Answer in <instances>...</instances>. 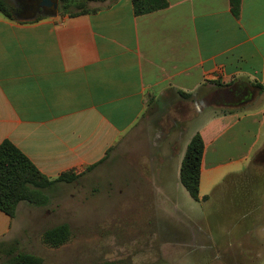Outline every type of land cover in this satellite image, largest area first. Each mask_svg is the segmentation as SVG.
Wrapping results in <instances>:
<instances>
[{
  "label": "crops",
  "instance_id": "obj_1",
  "mask_svg": "<svg viewBox=\"0 0 264 264\" xmlns=\"http://www.w3.org/2000/svg\"><path fill=\"white\" fill-rule=\"evenodd\" d=\"M166 1L145 15L135 14L131 0L97 3L96 12L75 17L60 10L14 20L0 14V144L10 141L48 180L90 177L116 160L119 143L143 116L167 106L170 129L153 139L159 146L144 176L155 197L150 209L160 207L158 196L161 206L177 207L169 186H182L180 166L196 133L204 143L201 200L222 179L257 182L247 200L235 198L237 187L223 190L231 206L249 214L171 222L180 236L171 247L184 253L182 264L210 254L258 264L264 223L258 213L248 216L264 179V0H239L236 12L230 0ZM239 92L247 100L234 101ZM179 100L197 108L186 120L172 110ZM203 117L184 138V123ZM166 144L168 156L160 149ZM16 215L0 211V242L14 238Z\"/></svg>",
  "mask_w": 264,
  "mask_h": 264
},
{
  "label": "rangeland",
  "instance_id": "obj_2",
  "mask_svg": "<svg viewBox=\"0 0 264 264\" xmlns=\"http://www.w3.org/2000/svg\"><path fill=\"white\" fill-rule=\"evenodd\" d=\"M94 4L97 3L86 5L93 8ZM179 101L173 102L172 110L179 111L186 120L194 113V104L190 100ZM169 114L167 106H154L135 129L121 140L116 160L102 172L90 177L81 175L70 184L54 185L45 192L48 197L45 206L20 203L16 212L17 232L14 238L0 242V264L18 253L41 258L42 264H182L184 253L170 245L177 243L180 237L175 228L167 226L171 222L194 220L200 216L223 221L231 216L241 218L249 214L241 211L238 204L231 206L227 197L230 195H225L223 191L227 187H237L235 198L242 196L247 200L249 187L251 192L256 182L247 176L220 180L219 188L208 200H201L199 194V201H194L182 186L177 190L169 186L178 209L168 206V203V207L161 206L164 203L160 196L157 203L160 207L150 209L155 197L147 187L144 176L152 171L150 161L159 146L158 142L154 145L153 139L170 129L166 121ZM205 119L196 118L184 123V127H187L184 138L190 137ZM174 135L169 141L173 140ZM167 148L168 144L160 147L165 156H168ZM224 160L216 158L218 162ZM172 173L175 177V172H169L170 180ZM261 182L258 200L254 196L248 202L252 208L248 218L254 220L258 213L259 222L264 223V179ZM61 224L69 227L67 241L58 247L44 244L43 233ZM165 242H169V245ZM198 263L241 264V260L237 258L230 262L223 254L220 259L213 260L210 254L198 260ZM258 264H264V257Z\"/></svg>",
  "mask_w": 264,
  "mask_h": 264
},
{
  "label": "trees",
  "instance_id": "obj_3",
  "mask_svg": "<svg viewBox=\"0 0 264 264\" xmlns=\"http://www.w3.org/2000/svg\"><path fill=\"white\" fill-rule=\"evenodd\" d=\"M108 0H58L60 11L71 17L96 12L98 8H88L87 3L103 4ZM136 15L150 14L167 7L166 0H131ZM233 12L239 6V0H230ZM0 14L14 20L13 6L8 0H0ZM181 97L190 96L180 93ZM204 151L201 135L196 133L187 145L179 173L183 188L194 201H199L200 169ZM79 178L75 174H64L58 179L48 180L32 162L10 141L0 144V211L14 218L19 203L41 207L48 203L46 191L57 183L70 184ZM205 198L204 200H206ZM70 236L68 225L61 224L46 230L42 242L49 247H58ZM2 264H42V259L18 253ZM113 264V263H105Z\"/></svg>",
  "mask_w": 264,
  "mask_h": 264
},
{
  "label": "flooded vegetation",
  "instance_id": "obj_4",
  "mask_svg": "<svg viewBox=\"0 0 264 264\" xmlns=\"http://www.w3.org/2000/svg\"><path fill=\"white\" fill-rule=\"evenodd\" d=\"M13 6V14L18 18H32L39 15H52L60 10L59 3L57 2V10L54 9L55 0H16L10 2ZM235 100L245 99L242 92L232 98ZM243 101V100H242Z\"/></svg>",
  "mask_w": 264,
  "mask_h": 264
},
{
  "label": "water",
  "instance_id": "obj_5",
  "mask_svg": "<svg viewBox=\"0 0 264 264\" xmlns=\"http://www.w3.org/2000/svg\"><path fill=\"white\" fill-rule=\"evenodd\" d=\"M10 2H15L16 0H8ZM57 2L58 0H55L54 9L57 10Z\"/></svg>",
  "mask_w": 264,
  "mask_h": 264
}]
</instances>
